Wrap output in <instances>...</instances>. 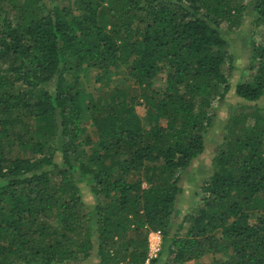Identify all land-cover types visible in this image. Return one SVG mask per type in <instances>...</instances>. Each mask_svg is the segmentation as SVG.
Returning a JSON list of instances; mask_svg holds the SVG:
<instances>
[{"label":"trees","instance_id":"trees-1","mask_svg":"<svg viewBox=\"0 0 264 264\" xmlns=\"http://www.w3.org/2000/svg\"><path fill=\"white\" fill-rule=\"evenodd\" d=\"M248 6L264 29V0H0V264H147L157 231L149 264H264V34L233 95L223 28Z\"/></svg>","mask_w":264,"mask_h":264},{"label":"rangeland","instance_id":"rangeland-1","mask_svg":"<svg viewBox=\"0 0 264 264\" xmlns=\"http://www.w3.org/2000/svg\"><path fill=\"white\" fill-rule=\"evenodd\" d=\"M246 5L249 4V0H244ZM255 14L251 12L250 6H248L247 11L244 13V17L242 19V26L239 30H228L227 26H223L224 31L227 32L225 37L230 45V51L234 55V65L237 69H235L234 73L229 76V83L231 88V93L235 94V86L239 83H244L248 79L249 75V66L247 64L250 61L252 48L249 43L256 42L260 43L263 40L264 29L255 28ZM232 31V32H231ZM96 73H94L95 75ZM92 75V77L94 76ZM119 76V75H118ZM120 79V77H118ZM161 85L157 83V86ZM100 84H95V79L92 78L90 87L98 88ZM133 88L130 86L129 89ZM109 94V92H108ZM238 101L236 97L228 96V100L224 104H218L217 101H214V108L218 119L225 118L226 119L237 112ZM139 114L143 117L146 114V108L141 106L138 108ZM13 132V130H12ZM212 157L208 156L204 160V162L195 163L190 169L186 171V173H181L182 177V187L183 193L180 195L179 201L181 203L182 213L185 215L189 212H195L199 207L200 197H202V192L200 190V185L205 179L207 171L211 168ZM190 173V175L188 173ZM192 175V176H191ZM82 190L85 196L86 201L89 204L95 203V198L92 195L88 186L83 185ZM150 237V236H149ZM162 262H165L162 260ZM210 259L208 257L203 258L199 261L188 262L187 264H209ZM82 264H98L96 259H91Z\"/></svg>","mask_w":264,"mask_h":264},{"label":"built area","instance_id":"built-area-1","mask_svg":"<svg viewBox=\"0 0 264 264\" xmlns=\"http://www.w3.org/2000/svg\"><path fill=\"white\" fill-rule=\"evenodd\" d=\"M161 245H162L161 232L157 231L151 233L149 237V257L147 260V264H149L152 259L157 257L158 253L161 250Z\"/></svg>","mask_w":264,"mask_h":264}]
</instances>
